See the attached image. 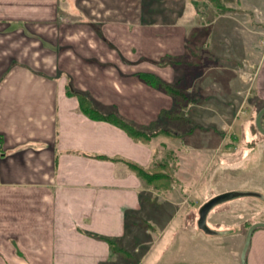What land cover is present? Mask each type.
Here are the masks:
<instances>
[{"label": "crops", "instance_id": "obj_1", "mask_svg": "<svg viewBox=\"0 0 264 264\" xmlns=\"http://www.w3.org/2000/svg\"><path fill=\"white\" fill-rule=\"evenodd\" d=\"M203 7L192 0H0V264L133 263L101 236L117 238L136 257L133 264L147 259L158 239L155 224L164 229L176 212L174 189L152 196L128 162L153 166L175 136L136 140L83 112L74 91L145 126L175 100L144 74L183 83L191 79H183L186 65L179 61L198 59L188 65L199 70L193 80L210 106L224 108L225 122L243 101L236 64L256 41L239 40L217 19L203 22ZM218 38L232 53L215 47V56L204 54ZM259 59L256 95L263 99ZM218 217L211 234L220 246L231 227H220ZM239 230L238 259L203 264H242L247 233L242 238ZM146 243L144 255L136 254ZM246 260L264 264V227L254 230Z\"/></svg>", "mask_w": 264, "mask_h": 264}, {"label": "rangeland", "instance_id": "obj_2", "mask_svg": "<svg viewBox=\"0 0 264 264\" xmlns=\"http://www.w3.org/2000/svg\"><path fill=\"white\" fill-rule=\"evenodd\" d=\"M192 1L199 5L209 4L200 11L204 17L199 15V18L203 22L217 19L218 24L233 29L239 40H246L247 36L252 38L256 41V47L254 50L248 49V53L254 56L245 55L238 59L235 76L239 81V96L243 101L239 107L234 108L235 112L231 116L225 117L223 123L221 111L224 108L210 106L208 98L199 92L200 83L193 80L198 77L195 72L198 73L199 70L190 69L188 65L195 66L199 60L179 61L186 65V76L183 79L191 80L176 84L204 99L199 103L187 104L184 109L187 120L174 126L169 133L170 136H175L174 145L157 162L168 163L172 169L174 181L168 191L174 189L175 196L171 194L169 198L175 199L176 212L164 229L158 223L155 224L153 235L158 239L143 264H203L207 260L232 262L238 259L237 250L241 248L237 233L239 228L244 232L240 236L243 238L253 223L264 221V134L256 126L257 113L264 104V98L256 95L257 81L263 68L259 58L264 57V0L215 1L219 6H215L211 0ZM161 6H172V3L162 2ZM221 38L213 40L211 48L202 47L206 49L203 53L206 54L209 49L215 56L212 50L215 47H225L226 49L221 50L223 53L227 54V49L232 53L231 45L226 47ZM228 43L231 44L232 41ZM243 53L248 54L246 50ZM218 61L219 59L214 61V58H209L207 63L213 65ZM245 62L253 64L252 75H245L243 78L240 69L246 67ZM227 114L230 115V112ZM184 142H189L191 146ZM246 152L248 153L244 155ZM149 188L150 194L155 196L157 191ZM226 192L239 194L215 204L206 219L210 229L216 227L213 223L217 221L218 215L222 224L220 227H231L223 236V245L217 246L214 243L215 234L198 225L200 208L209 199ZM245 196L247 198L244 199ZM247 200L250 202L246 204ZM163 218L166 220V215ZM143 227L147 230L146 225ZM150 245L151 243H146L138 246L136 254L143 256ZM132 258L134 260L131 262L134 263L136 257Z\"/></svg>", "mask_w": 264, "mask_h": 264}, {"label": "trees", "instance_id": "obj_3", "mask_svg": "<svg viewBox=\"0 0 264 264\" xmlns=\"http://www.w3.org/2000/svg\"><path fill=\"white\" fill-rule=\"evenodd\" d=\"M217 0H211L215 6H219V3L215 2ZM197 6H209V4H203ZM200 12V10H199ZM172 62V60H163L162 63ZM144 78L154 85L162 88L164 91L169 93L175 100V106L172 109H163L158 118L145 126H136L132 122L125 120L115 111H105L100 108L88 95L80 91H74L78 95L80 100V108L90 117L96 119H103L110 121L122 128H124L132 137L136 140L143 142H149L151 139L160 134H169L171 131V125L181 124L187 120L184 109L189 102L199 103L204 99V97H196L193 92L186 91L180 85L176 83H167L159 79L152 74H144ZM264 106L261 105V108ZM262 124L264 126V114L262 116ZM257 130L258 127H257ZM129 166L145 181L146 185L155 190H168L174 181V176L171 172L169 164L156 163L151 167H144L137 163L128 162ZM109 244L113 251H116L123 258L132 259L130 252L123 248L117 238L109 236H101Z\"/></svg>", "mask_w": 264, "mask_h": 264}, {"label": "water", "instance_id": "obj_4", "mask_svg": "<svg viewBox=\"0 0 264 264\" xmlns=\"http://www.w3.org/2000/svg\"><path fill=\"white\" fill-rule=\"evenodd\" d=\"M263 114H264V107H262L260 111L257 113L256 126L258 127L259 131L264 134V126L262 124ZM238 194L239 193H234V192H226V193L218 194L214 196L213 198L209 199L208 201H206L204 204H202L200 208V217H199V222H198V225L200 226V228L206 231H211V229L207 226V221H206L207 215L210 209L218 202L226 200L231 197H235ZM258 227H264V221L253 223L247 231L244 246L242 248L241 255H240L242 264H247L246 254H247L249 245L251 243L253 232Z\"/></svg>", "mask_w": 264, "mask_h": 264}, {"label": "built area", "instance_id": "obj_5", "mask_svg": "<svg viewBox=\"0 0 264 264\" xmlns=\"http://www.w3.org/2000/svg\"><path fill=\"white\" fill-rule=\"evenodd\" d=\"M248 65V67H247ZM253 64H251L250 62H245L244 63V66L246 67H242L244 69H240L241 70V74L243 75V78H245V75H247L248 77H250V75H252V71H251V67H252ZM2 150V147H1V143H0V152Z\"/></svg>", "mask_w": 264, "mask_h": 264}]
</instances>
